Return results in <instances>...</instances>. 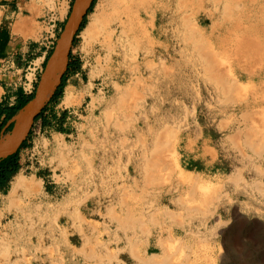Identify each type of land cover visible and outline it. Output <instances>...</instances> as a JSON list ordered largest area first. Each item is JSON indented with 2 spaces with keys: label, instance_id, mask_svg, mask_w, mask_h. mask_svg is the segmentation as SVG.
Instances as JSON below:
<instances>
[{
  "label": "rangeland",
  "instance_id": "obj_1",
  "mask_svg": "<svg viewBox=\"0 0 264 264\" xmlns=\"http://www.w3.org/2000/svg\"><path fill=\"white\" fill-rule=\"evenodd\" d=\"M74 1L30 0L35 32L42 34L40 40L48 47L43 62L37 61L39 72L32 83L31 93L37 87L46 56L53 52ZM104 2L95 0L91 12L86 15L83 29L73 35L75 44L71 43L67 52L79 63V77L84 81L79 94L67 93L69 97L76 98L74 109L69 108L70 113L65 114L61 105L56 109L58 116L47 110L44 114L48 122L46 130L41 120H32L27 146L19 154L22 168L18 174L30 176L42 171L50 174L48 170L53 166H49L48 156L33 142L39 137L51 142L64 137L72 144L70 157L80 161L78 165L85 170L90 164L91 170L101 172L111 159L118 160L120 164L115 169L120 171V183L125 185L126 193L135 191L136 201L140 203L136 211L142 219L137 221L133 255L132 250L129 251L133 243L123 231V223L128 222L122 221L118 225L121 229L118 234L121 251L126 256L131 252L130 258L122 257V264L125 261L126 264H264V257L260 255L252 252L239 255L232 250L226 245L227 236L221 233L232 218H264V137H260V133H264V111L262 119L255 118L254 110L259 107H248L254 105L252 94L258 89L260 78L243 80L237 87L240 91L228 90L221 94L215 92L212 83L203 79L200 68L197 77L188 71L183 78L179 77L183 60L180 51L185 44L181 41L178 17L188 15L192 22L199 17H194L191 11H177L176 0L164 1L168 4L167 11L155 24L163 25L164 34L160 41L165 46L160 49L154 46L158 31L148 28L149 37L140 36L139 40L153 39V47L147 51L143 47H126L121 52L126 59L122 54L120 62L124 65L117 75L108 69L103 50L82 36L92 15L97 13V6L104 5ZM64 8L66 13L62 26L59 30L50 29L52 21L62 17ZM150 9V14L155 13V8ZM30 13L26 12L27 15ZM205 15L203 26L208 27L210 21ZM151 19L146 17L148 21ZM204 46L216 56V60L225 62L222 65L229 71L226 77L233 85L237 75L233 67H229V62L220 60L222 48L214 38ZM67 63L68 56L61 73L64 85L71 73H75L66 71ZM225 81L222 79L221 83ZM64 125L72 127L73 132L68 136H60ZM166 126L172 134L167 138L161 137V142L155 145L154 132H161ZM11 131L12 127H9L2 136ZM179 133L186 136L180 142L177 139ZM187 138L198 142L210 140L207 147L213 152L201 155L200 151L205 146L188 145ZM155 148L158 151L153 152ZM79 153L89 155V161L86 157L79 158ZM45 180L51 181L48 176ZM130 184L135 185L131 192L128 191ZM6 194L0 193V213L7 207ZM117 196L114 192V200ZM22 201V207L23 204L28 205V199ZM19 213L17 209H12L10 214L3 211L0 221L6 223L17 215L33 216L32 211ZM254 226L258 228L259 224ZM26 227L34 230L35 226ZM17 228L16 224L4 227L0 224V264H30L29 257L39 255L37 243L34 249L29 236L17 235ZM6 233H11L10 237ZM103 238L105 240L106 236ZM253 238L257 239V236Z\"/></svg>",
  "mask_w": 264,
  "mask_h": 264
},
{
  "label": "crops",
  "instance_id": "obj_2",
  "mask_svg": "<svg viewBox=\"0 0 264 264\" xmlns=\"http://www.w3.org/2000/svg\"><path fill=\"white\" fill-rule=\"evenodd\" d=\"M31 5L30 0H0V138L13 126L14 116L7 119V113L30 95V88L39 72V63L43 62L48 48L40 40L42 34L35 32V16ZM28 11L31 13L27 15ZM65 13L66 8L60 19L52 21L50 29H60ZM65 82L58 103L48 109L57 116L59 114L56 109L61 105V111L65 114L70 113L69 108L74 109L76 98L69 97L67 93L79 94L84 86L78 71L71 73ZM43 127L44 130L48 129ZM72 132V127L64 125L60 136H68ZM56 140L58 142H51L45 137L34 140L33 143L48 156L49 166L54 168H49L48 175L44 171L39 172L41 175L17 174L31 187L19 189L15 204L9 207L8 196L11 183L16 177L14 176L6 194L7 207L0 213L1 218L3 211L10 214L12 209H17L18 214L32 211L33 216L17 215L6 223L0 221L1 226L16 224L18 236H29L34 249L35 242L37 243L39 255L29 257L30 264H122V257L131 256V252L126 256L121 251L118 239L120 223L128 222L123 223V231L129 236V242L133 243L129 249L133 255L138 234L137 221L142 218L136 211L140 203L136 201L135 191L132 194L126 193L125 185L120 183V171L115 169L120 162L111 159L101 172L91 170L90 164L85 170V167L78 165L80 161L70 157L72 144L66 142L64 137ZM22 151L24 150H20V155ZM78 155L81 159L89 158V155L83 153ZM47 176L50 182L45 180ZM128 188L131 192L135 185L130 184ZM114 192L118 195L116 200L113 198ZM26 199L29 200L28 205L23 204L22 207L21 201ZM236 220L239 222L234 223ZM256 223L259 224L258 228L254 226ZM227 224L229 226L221 233L227 236L228 247L239 255L252 252L264 257V218H232ZM29 225H34V230L26 227ZM10 234L6 233L9 237ZM254 235L257 239L253 238ZM162 249L165 251V248Z\"/></svg>",
  "mask_w": 264,
  "mask_h": 264
},
{
  "label": "bare ground",
  "instance_id": "obj_3",
  "mask_svg": "<svg viewBox=\"0 0 264 264\" xmlns=\"http://www.w3.org/2000/svg\"><path fill=\"white\" fill-rule=\"evenodd\" d=\"M164 1L169 2V0ZM164 1L105 0L104 5L97 6V13L92 15L91 21L83 31L82 36L85 40L89 39L92 41L93 46L95 45L99 50H103V59L106 61L108 69L119 75L122 65H124V62L122 64L120 62V60H123L121 59L123 54L121 52L126 47L129 49L143 47L146 51L153 47V39L146 41L141 38L139 40L140 36L145 35V38L149 37L148 28L153 32L155 29L158 31V39L153 40L154 46L158 49L165 46L160 41L161 36L164 34L163 25H155L157 21L162 20L164 13L167 11L168 4H165ZM89 2L90 0H76L73 3V9H71L65 25L66 28L58 40V49L60 51L56 56L55 62L50 66L51 72L45 75L44 90L40 92L39 101L36 106L35 103H31L30 105H27V103L23 109L14 115L12 119V132L2 136L0 142L10 137L11 134L13 137H17L11 146H9L8 150L0 152V155H5L14 150L18 141L28 131L32 117L39 112L53 93L60 79L59 77L66 66L70 40ZM176 4L178 6V10H176L181 11L180 13L187 10L191 11L194 17H199L194 19L193 22L187 17L188 15L182 14L181 17H178L180 18L178 26L181 28V41L185 44L180 51L183 60L180 66L179 77L183 78L187 71L194 77H197L200 75L198 73L200 68L203 72V75L201 73L203 79L212 83L215 92L221 94H225L228 90H239L237 87H240V82L243 80L260 78L259 87L252 94V102L254 105H249L248 107H259L254 110L255 113L253 116L262 119V113L264 111V0H176ZM150 7L155 8V13L150 14L148 12ZM204 13L206 14L205 16L209 17L210 26L208 27L203 26ZM215 13L216 17L214 16ZM146 17L153 19L148 21ZM212 38L222 48L221 50L223 52H219L221 56L220 60L224 59L229 62V67H233L232 70L237 75V78H235L236 82L233 81V85L232 81L228 82L227 79L229 71L227 68L225 69V65H222L225 62L216 60V56L211 55L210 51L208 52V48L204 46ZM146 54H149V52H146ZM123 58L126 59L124 54ZM167 79L170 80L171 78L168 77ZM222 79L226 81L221 83ZM178 81L180 83V80ZM250 112L253 113L252 110ZM170 130L166 126L161 132L160 130L157 133L154 132V144L158 146L159 142H161V137L164 136L163 138H167L171 135L172 132ZM186 135L190 137L189 134ZM263 135L264 133H260V137H264ZM184 138L186 136L183 133L178 134V142ZM187 140L188 145L201 144L205 146L201 151L199 149L201 155L202 153L211 154L213 152V149L207 147L211 143L210 140H204L202 142H198L197 139L191 140L190 138H187ZM156 151H158L157 148L153 150V152ZM164 163L166 164V162ZM205 166L208 167L209 165L206 164ZM29 187L31 186L24 182L21 175L16 176L11 183L10 194L8 196L9 207L15 204L18 190L22 188L28 189Z\"/></svg>",
  "mask_w": 264,
  "mask_h": 264
},
{
  "label": "trees",
  "instance_id": "obj_4",
  "mask_svg": "<svg viewBox=\"0 0 264 264\" xmlns=\"http://www.w3.org/2000/svg\"><path fill=\"white\" fill-rule=\"evenodd\" d=\"M94 4H95V0H92L87 11H86V14L82 18V21H81L79 28L76 31L75 35H77L83 29V27L85 25V21H86L85 20L86 15L91 12ZM75 41L76 40H75V36H74L73 41H72V45L75 44ZM50 55H51V52L46 56V59L44 62V67H45V63H46V61ZM79 69H80L79 63L76 62L71 57V54H68V63H67L66 71L76 72ZM62 89H63V77L60 78V84L57 85V87L55 88V90H54L53 94L51 95V97L49 98V100L40 109L38 114L35 115V117L33 119L34 122L41 120L43 126L47 125L48 122H47L44 114L49 108L54 107L58 103V101L62 95ZM34 94H35V89L30 95L26 96L23 100H21L14 109H12L10 112L7 113V119H10L20 109H22L33 98ZM63 116H64V114H63ZM62 119H63V117L61 118V121H62ZM28 139H29V134L13 154H11L5 158L0 159V193H2V194L7 193L13 177L16 176V174H18L22 168V165L20 164L19 153H20V150L22 148L27 146Z\"/></svg>",
  "mask_w": 264,
  "mask_h": 264
},
{
  "label": "water",
  "instance_id": "obj_5",
  "mask_svg": "<svg viewBox=\"0 0 264 264\" xmlns=\"http://www.w3.org/2000/svg\"><path fill=\"white\" fill-rule=\"evenodd\" d=\"M75 1H76V0H75ZM75 1H74V3H75ZM91 1H92V0H90L88 6H87L86 9L84 10V12H83V14H82V16H81V19H80V21H79V23H78V25H77V28L75 29L73 35H74V34L76 33V31L78 30L79 25H80V23H81V21H82V18H83V16L86 14V11H87V9H88V7H89ZM73 5H74V4H73ZM72 9H73V8H72ZM67 21H68V20H67ZM66 23H67V22H66ZM65 25H66V24H65ZM65 28H66V26H64L62 32H64ZM61 34H62V33H61ZM61 34H60V36H59V39L61 38ZM73 35H72V38H73ZM72 38H71L70 43H69L70 45H71V43H72ZM59 39H58V40H59ZM58 40H57V42H56V45H55V48H54L53 52L51 53V55L49 56V58H48L47 61H46V64H45V67H44L43 73H42V75H41V77H40V79H39V82H38V84H37V87H36V89H35V94H34L33 98L28 102L27 105H30L31 103H35V106H36V104H37L38 101H39V97H40L39 95H40V92L44 90V89H43V88H44V85H45V83H44V79H46V78H45V75H46L47 73H50V72H51V68H50V66L53 65V63H54L55 60H56V56L58 55V53H59V51H60V50L58 49ZM70 45H69V46H70ZM68 49H69V48H68ZM67 52H68V51H67ZM67 56H68V54H67ZM60 78H61V76H60ZM59 81H60V79H59ZM24 107H25V106H24ZM24 107H23V108H24ZM39 111H40V110H39ZM37 113H38V112H37ZM37 113H36V114H37ZM36 114H35V115H36ZM35 115L32 117L31 121L34 119ZM11 132H12V131H11ZM27 133H28V131H26L25 135H23V137L18 141V143H17V145H16V147L14 148L13 151L8 152V153L5 154V155H3V154L0 155V159H1V158H5V157H7V156L13 154V153L17 150V148L20 146V144L25 140V138L27 137ZM16 137H17V136H16ZM16 137H13V135L11 134L10 137L6 138L3 142H0V152H5V151H7L8 148H9V146H11V144L13 143V141L15 140Z\"/></svg>",
  "mask_w": 264,
  "mask_h": 264
},
{
  "label": "built area",
  "instance_id": "obj_6",
  "mask_svg": "<svg viewBox=\"0 0 264 264\" xmlns=\"http://www.w3.org/2000/svg\"><path fill=\"white\" fill-rule=\"evenodd\" d=\"M31 88H32V86H31ZM31 88H30V94H31Z\"/></svg>",
  "mask_w": 264,
  "mask_h": 264
},
{
  "label": "flooded vegetation",
  "instance_id": "obj_7",
  "mask_svg": "<svg viewBox=\"0 0 264 264\" xmlns=\"http://www.w3.org/2000/svg\"><path fill=\"white\" fill-rule=\"evenodd\" d=\"M60 84V83H59Z\"/></svg>",
  "mask_w": 264,
  "mask_h": 264
}]
</instances>
